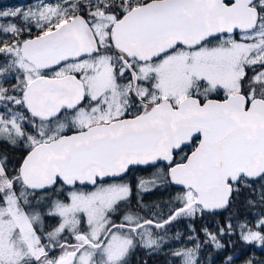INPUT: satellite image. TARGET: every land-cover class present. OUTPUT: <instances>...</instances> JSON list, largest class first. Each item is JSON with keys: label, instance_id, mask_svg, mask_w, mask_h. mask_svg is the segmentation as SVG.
Listing matches in <instances>:
<instances>
[{"label": "snow or ice", "instance_id": "1", "mask_svg": "<svg viewBox=\"0 0 264 264\" xmlns=\"http://www.w3.org/2000/svg\"><path fill=\"white\" fill-rule=\"evenodd\" d=\"M9 17L17 22L0 24V142L22 143L27 155L9 169L0 154V264H127L136 236L156 249L151 228L224 209L264 180V0H42L0 11ZM157 161L185 189L161 222L131 211L110 220L131 194L126 184L59 198L66 186ZM45 217L59 218L48 244L35 227ZM257 226L240 225V238L264 244V218ZM65 231L75 244L60 242ZM195 252L173 255L196 264Z\"/></svg>", "mask_w": 264, "mask_h": 264}, {"label": "flooded vegetation", "instance_id": "2", "mask_svg": "<svg viewBox=\"0 0 264 264\" xmlns=\"http://www.w3.org/2000/svg\"><path fill=\"white\" fill-rule=\"evenodd\" d=\"M31 3L34 2V0H30ZM39 2H42V0H39ZM44 3H56L58 0H43ZM10 0H0V11H11L14 10L13 7L9 5ZM13 23V20L11 17L0 19V24H8ZM39 34V29H37L35 26L32 27L31 35L35 36ZM237 37H239V34H237ZM24 38H28L27 35ZM0 39H8V37L0 35ZM0 59H3L0 57ZM251 73V72H250ZM12 83H15V81H12ZM6 87L9 85H5ZM222 91L218 94H214V98H221ZM9 107H12L14 111L16 112H24L25 115L30 116V113H27V111L19 106H12L9 105ZM5 109L3 107H0V113H4ZM130 118V117H126ZM71 134V133H66ZM191 147H187L184 149V153L190 154ZM0 154H5L8 156L11 163L8 165L9 169L12 168H18L19 164L22 162V159L24 156L27 155V150L25 149L24 145L17 144L16 146H12L5 142H0ZM183 153H180L177 155V162H179V157L182 156ZM162 167L164 171H162V174L156 173V168ZM169 165H163L158 164L155 166H137L130 168L127 173L122 177L118 179H108L106 181H98L97 185H76L75 187H65L64 188V194L59 196L60 199H65L68 192L76 190V189H83L85 191L90 192L89 190H93L97 186H99L101 183L105 184L108 182H119L121 184H126L131 189V194L129 198L121 202V207L118 208V210L115 213L110 214V220L114 221L115 223L119 224L123 220V217L126 213L129 211L135 212L138 216L143 217L144 219H153L156 222H161L163 219H167L168 217H163V211L162 207H168L171 209L175 206V208H178L182 206L177 199H174V197L178 196L179 192L185 191V189L181 187L174 186V182L171 181L170 177L166 175L168 172ZM141 181H154L153 184H147L145 187L140 186ZM59 187V186H58ZM160 191L163 192L164 198L160 201L161 207L158 206L157 201V195L156 192ZM167 208V209H168ZM204 212L207 213H215V212H208L205 210ZM203 212V213H204ZM223 212V211H222ZM203 213L197 212V217L202 216ZM220 213V212H216ZM59 223V218H52V217H45L43 220L42 225L35 226L37 228V235L41 236V243L42 244H48L49 241L47 239V233L52 230L57 224ZM157 229L162 228H151L150 231L153 233V237L160 239L159 247L156 249H150L142 246L141 243H139V236H136L135 239L137 241L136 247L130 252L129 256L127 257V264H157L156 259L157 255L161 252H167L172 250V247L168 242L165 240L168 236L158 237L156 234ZM81 231H88L86 229H81ZM63 239H61V243L67 242L69 244H75L76 240L74 238V235L68 231H65L62 234ZM171 237V235H170ZM49 251V257H55L59 256L61 254L60 249H48ZM170 255H165V263L168 262V258Z\"/></svg>", "mask_w": 264, "mask_h": 264}, {"label": "trees", "instance_id": "3", "mask_svg": "<svg viewBox=\"0 0 264 264\" xmlns=\"http://www.w3.org/2000/svg\"><path fill=\"white\" fill-rule=\"evenodd\" d=\"M39 0H10L9 5L16 8L24 9L33 7ZM13 23L17 22L12 18ZM252 73H249L251 75ZM223 97V92L222 96ZM264 180H258L251 184V187L242 190V195L235 198L229 207L220 213L204 212L202 216H185L166 225L162 229H157L158 237H166L165 240L173 242V246L182 245L185 247H194L197 252L196 264H244L252 256L261 257L264 260V244L257 245L256 242L248 243L240 238V225H247L253 230H261L257 226V220L264 217V203L261 202L260 196L264 193L257 187ZM156 197L158 208L161 207L160 201L164 198L163 192L157 191ZM251 201V203H249ZM121 207V205H120ZM162 207L163 217L169 215L170 209ZM171 209H175V206ZM231 224L232 230L228 231L227 226ZM193 228V229H192ZM225 228L224 234H220L218 229ZM204 229L215 233L217 239L223 247H217L215 243L205 235ZM192 234V236H191ZM171 235V237H170ZM197 245L199 247L197 248ZM176 250L161 252L157 255V264H183L182 256H174ZM170 255L168 262L165 263V255ZM231 258V259H229Z\"/></svg>", "mask_w": 264, "mask_h": 264}, {"label": "rangeland", "instance_id": "4", "mask_svg": "<svg viewBox=\"0 0 264 264\" xmlns=\"http://www.w3.org/2000/svg\"><path fill=\"white\" fill-rule=\"evenodd\" d=\"M40 3H41V2H39L38 4H40ZM38 4L34 5L33 7H26V8H24V10H28L29 8H35ZM237 38H239V37H237ZM162 171H164L162 167H158V168H156V173H158V174H159V173L162 174ZM108 184H121V183H119V182H108V183H105L104 185H108ZM252 185H253V184H252ZM257 187H258L259 189L263 190V189H264V182L261 183V184H258ZM76 190H78V191H82V192H88V191H85V190H83V189H76ZM94 190H95V188H94L93 190H89V191L91 192V191H94ZM183 192H184V191H183ZM183 192H179V193H178V196H179V195H182ZM178 196H177V197H178ZM177 197L175 196L174 199H176ZM262 218H264V217H262ZM262 218H260V219H262ZM260 219L257 220V223H258V221H259ZM80 227H81V229L83 228V229L89 230V229H88V226H87L86 218H84V219L82 220V223H81V226H80ZM192 229H193V228H192ZM84 232H86V231H84ZM191 236H192V234H191ZM167 242H168V244L171 245L172 249L176 250L175 252H177V251H181V250H186V249H195L194 247L189 248V247H185V246H182V245H176V246L174 247V246H173V242H171V241H169V240H167ZM256 244L262 246V244H260L259 242H256ZM196 256H197V252H195V260H196ZM182 259H184V258L182 257ZM249 262H251V264H264V260H263L261 257H257V256H252V257H251L246 263H244V264H249Z\"/></svg>", "mask_w": 264, "mask_h": 264}, {"label": "water", "instance_id": "5", "mask_svg": "<svg viewBox=\"0 0 264 264\" xmlns=\"http://www.w3.org/2000/svg\"><path fill=\"white\" fill-rule=\"evenodd\" d=\"M158 164H163V165H169V162L168 161H157L155 164H150V165H130L129 166V168H128V170L130 169V168H132V167H137V166H143V167H146V166H155V165H158ZM127 170V171H128ZM127 171L125 172V173H123V174H121L120 176H116V177H106V178H103V180H98V181H106V180H108V179H118V178H122L126 173H127ZM257 180H259V179H257ZM256 180V181H257ZM77 185H81V186H85V185H90V186H93L92 184H77ZM174 186H176V187H181V188H183L184 189V187L182 186V185H177V184H175L174 183ZM67 187H70V188H72L73 186H67ZM229 207V206H228ZM228 207H226V208H224V209H216V210H212V211H208V212H222V211H225Z\"/></svg>", "mask_w": 264, "mask_h": 264}]
</instances>
